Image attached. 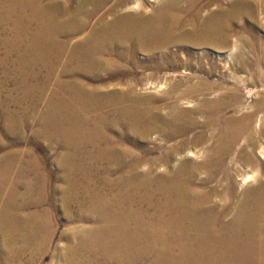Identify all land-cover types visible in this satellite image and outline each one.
Masks as SVG:
<instances>
[{
  "label": "bare ground",
  "instance_id": "6f19581e",
  "mask_svg": "<svg viewBox=\"0 0 264 264\" xmlns=\"http://www.w3.org/2000/svg\"><path fill=\"white\" fill-rule=\"evenodd\" d=\"M242 1L264 14V0H0V117L20 133L40 113V137L64 149L62 208L79 226L63 234L62 264H264V181L242 190L231 172L244 136L257 144L253 115L228 114L236 96L191 76L172 79L164 96L136 92L144 80L162 90L161 71L192 67L183 49L230 46ZM9 81L17 86L5 95ZM192 94L197 107L183 108ZM26 157L0 156L8 264L45 253L56 229L60 187Z\"/></svg>",
  "mask_w": 264,
  "mask_h": 264
},
{
  "label": "rangeland",
  "instance_id": "374dc122",
  "mask_svg": "<svg viewBox=\"0 0 264 264\" xmlns=\"http://www.w3.org/2000/svg\"><path fill=\"white\" fill-rule=\"evenodd\" d=\"M252 1L254 2V0ZM238 7V9H240V18H238L236 23L237 33L233 35L230 46L225 48L206 47L202 49H183L181 50L183 56H193L190 60L192 67H180L178 70L168 69L161 71L153 81L157 82V80L160 79L161 82L164 83V88L162 90L157 89L158 84L151 86V84H149L151 83V80H144L138 83L136 86V92L141 96H164V92H167L174 86V83L171 82L172 79H183L191 76L195 78L194 80L199 78L204 79L209 83L218 84L219 87L222 88V92L225 96L235 95L236 99L232 101V109L227 113L231 114L234 110H238L237 115L252 114L254 117V129L252 134L257 143L256 145L248 143L245 141V138L247 139L248 135H245L243 140L237 145L238 149H236L231 156L235 161H238L235 162V164H231V172L238 188L244 190L257 185L258 181H264V28L262 27L264 26V14L259 11V17L255 19L254 15L247 13V6L243 1L240 2ZM244 8L245 10H243ZM249 28L254 31H249ZM177 49L178 47H174L172 50L174 51ZM4 50L1 38L0 57L4 56ZM139 56L145 58V55L143 54ZM202 69L205 71L203 72ZM150 73L152 72L149 70H141L139 76H146ZM0 77L5 79L4 69H0ZM129 82H132V80ZM7 83L4 90H7L5 95L15 90L17 86V84L11 81ZM185 86L186 82L181 86L182 91L186 88ZM20 97L22 96L17 95V98ZM196 97H198V95L192 94L186 98L188 100L196 101L193 106H190V103L186 102L188 100L182 101L183 104L181 103V106L185 109L196 108L198 105ZM208 97L210 99L216 98L214 94H210ZM227 101L230 102V99H227ZM156 104L165 107L166 101H157ZM11 108L18 110V107L13 106ZM40 108L41 111H44L46 106L42 105ZM197 116L202 120V117L199 114H197ZM6 117H0V156L8 155L9 153L16 151L21 152V154L27 153V157L25 158L26 161L24 162H27V164L30 165V152H32L38 157L39 161L42 162L43 169L50 174L49 181L52 186L57 189L60 187L58 189L59 194H51V208L56 229L52 235L49 249L45 253H38L37 256L35 254L33 255L32 252H34V250L32 248L18 261H15L16 263L14 262V264H62L60 256H58V250L59 248H65L67 244L63 234L65 230L69 229V227L79 226V224L71 222L68 213H65L62 208V194H60V190L65 187V183L62 178L64 172L61 158L59 157H62L64 149L61 146L54 144V142L49 141L44 137H40L42 134L44 135V129L41 130L40 127V122L42 120L40 113H36L33 117L32 124L21 130L20 133L11 132L9 129L10 126L7 124L8 118ZM185 138L190 139L191 142V140H193V132L187 134ZM192 146H195V143L189 144V147L192 148ZM196 147L197 149H202L203 145ZM243 151L255 155L257 161L254 164H249V162L246 161ZM193 159L202 160L203 157H193ZM252 172L256 175L255 179L244 184L242 181L243 175L249 173L252 174ZM222 177V175L219 176V178ZM239 199H242V197L240 196L236 201H239ZM47 207L48 206L45 205V208ZM1 240L2 238L0 237V254L8 255L7 250L9 245ZM13 244V247L16 249L22 246L20 242H15ZM5 261L6 260L0 255V264H8Z\"/></svg>",
  "mask_w": 264,
  "mask_h": 264
}]
</instances>
